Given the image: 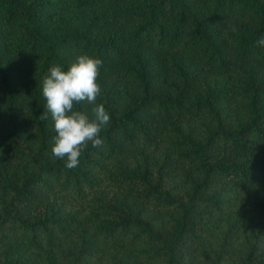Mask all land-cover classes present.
<instances>
[{
  "label": "trees",
  "instance_id": "trees-1",
  "mask_svg": "<svg viewBox=\"0 0 264 264\" xmlns=\"http://www.w3.org/2000/svg\"><path fill=\"white\" fill-rule=\"evenodd\" d=\"M261 37L264 0H0V264H264ZM82 54L111 120L68 169L42 85Z\"/></svg>",
  "mask_w": 264,
  "mask_h": 264
},
{
  "label": "clouds",
  "instance_id": "clouds-1",
  "mask_svg": "<svg viewBox=\"0 0 264 264\" xmlns=\"http://www.w3.org/2000/svg\"><path fill=\"white\" fill-rule=\"evenodd\" d=\"M256 44L264 47V37ZM102 66L101 59L82 54L66 71L59 65L51 67L43 79L42 95L46 100V110L39 119L47 120L51 115L56 132L52 157L65 160L68 169L78 166L89 144L92 147L102 146L100 134L111 120L104 105L97 103L102 94L98 82ZM84 103L93 106L91 118L76 109L77 105Z\"/></svg>",
  "mask_w": 264,
  "mask_h": 264
}]
</instances>
